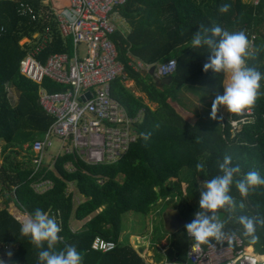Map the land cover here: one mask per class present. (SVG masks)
Instances as JSON below:
<instances>
[{"label": "trees", "instance_id": "obj_1", "mask_svg": "<svg viewBox=\"0 0 264 264\" xmlns=\"http://www.w3.org/2000/svg\"><path fill=\"white\" fill-rule=\"evenodd\" d=\"M17 1L30 3L41 15L33 20L29 15H21ZM17 1L0 0V21L4 26L0 34V189L5 191L0 208V258L6 264H38L39 251L29 237L20 234L22 222L9 212L10 202L27 214L40 208L52 216L61 227L58 235L62 237L55 247L75 244L82 252L83 264H144L146 260L135 245L120 241L125 213H139L144 228V220L152 212L153 231L149 240L164 246L168 238L155 227L159 218L156 212L164 200L168 198L166 203L171 202L188 223L197 210L199 191L205 181L219 174L217 162L225 155L240 166L241 173L256 170L264 176V79L260 81L255 102L246 108L250 112L231 113L230 119H220L218 129L209 126L205 114L190 122L179 110L192 113L183 100L186 91L197 93L191 87H206L212 98L223 91L224 73L202 70L208 49L191 46L192 34L201 26L218 24L230 31L244 30L249 42L252 41L245 66L264 73V0L257 4L244 0H128L122 5L120 13L127 19L130 30L121 27L112 35L118 59L123 63V74L112 82L111 95L131 116L142 110V118L135 124L137 139L114 164L90 165L77 160L76 170L70 172L63 164L71 157L61 156L56 161L57 174L50 170L34 171L31 144L53 120L39 103V86L49 92L66 87L47 77L40 84L25 78L19 73V62L38 43L39 38L32 35L41 34L48 25L51 39L37 58L43 62L65 46L55 22L45 17L51 0ZM222 3L229 4L228 11L223 13L218 11ZM57 8L61 6L58 4ZM24 38L29 40L21 43ZM131 57L152 67L174 58L171 81L157 85L154 75L133 69ZM126 80H131L145 97L127 87ZM9 86L17 90L14 104L10 101ZM145 98L155 107L151 108ZM232 121H238L236 127L231 125ZM141 132L151 133L148 140L139 135ZM197 163L204 168L197 171ZM39 179H50L51 187L36 191L32 185ZM70 182L83 197L77 204L73 193L68 191ZM229 194L233 210H217L225 222V237L237 234L244 241L243 248L255 244L257 251L264 253V226L257 228V239L252 241L242 235L236 221L242 214L264 215V185L251 188L245 196L233 185ZM159 199L162 200L158 202ZM240 204L242 208L238 207ZM72 219L83 222L72 229ZM96 236L114 241L115 247L106 252L92 249ZM171 242L167 249L169 258L183 262L190 242L184 227L171 235ZM216 243L234 245L233 240ZM6 251L13 255L5 256ZM152 256L148 249L147 261L157 264Z\"/></svg>", "mask_w": 264, "mask_h": 264}, {"label": "built area", "instance_id": "obj_2", "mask_svg": "<svg viewBox=\"0 0 264 264\" xmlns=\"http://www.w3.org/2000/svg\"><path fill=\"white\" fill-rule=\"evenodd\" d=\"M127 1L66 0L60 9L50 6L45 17L55 22L65 49L51 53L43 62L37 56L51 39L50 26H46L41 34L32 35L39 38L38 43L20 60L19 73L38 84L47 77L66 87L56 92H49L42 86L38 88L39 103L53 120L31 144L34 171L55 170L57 174L56 161L64 155L71 157L63 164L70 172L76 170L74 163L77 160L90 165L114 164L136 141L135 124L142 118V110L131 116L111 95L112 82L123 74V63L118 59L112 35L122 27L117 13ZM250 1L257 4L260 0ZM17 11L29 15L32 20L37 18L28 2L17 1ZM3 31L0 21V34ZM251 43L250 40L249 48ZM130 64L134 70L144 73L152 67L138 59H133ZM175 65L174 58L158 63L154 66V75L159 78L169 76ZM53 140L59 144L54 153L49 152ZM51 185L50 179H39L32 186L36 191L44 186L45 191ZM185 235L190 240L185 260L177 262L174 259L160 264H264V253L252 250V247L251 250L243 248L244 241L237 234L223 239L224 242L233 240L234 245L213 242L206 246H197L186 232ZM115 245L112 240L96 236L91 248L106 252Z\"/></svg>", "mask_w": 264, "mask_h": 264}, {"label": "clouds", "instance_id": "obj_3", "mask_svg": "<svg viewBox=\"0 0 264 264\" xmlns=\"http://www.w3.org/2000/svg\"><path fill=\"white\" fill-rule=\"evenodd\" d=\"M228 9L229 4L222 3L218 11L223 13ZM190 43L193 48L204 46L208 49V59L202 70L211 69L227 76V82L222 84V93L216 95L212 101V109L222 105L229 113H239L255 102L264 73L245 66L249 56V40L244 30L230 31L218 24L211 27L201 26L193 32ZM139 135L146 141L151 133L141 132ZM217 167L219 174L205 181L204 188L199 191L197 210L184 225L186 234L197 246L211 245L225 238V222L218 216L217 210L233 208L230 186L234 185L241 196H245L251 188L264 185V176L256 170L241 173L240 166L233 164L228 155L217 162ZM195 168L200 171L204 165L197 163ZM238 207L242 208L243 204ZM236 221L241 226L242 235L255 241L257 228L264 226V215L242 214L236 217ZM19 231L21 235L29 237L39 249L38 264H83L82 252L75 244L65 243L60 249L55 247L62 240L58 235L61 227L46 211L34 209L20 224ZM12 255L11 251L5 252V256L9 258ZM0 264H6V260L0 258Z\"/></svg>", "mask_w": 264, "mask_h": 264}, {"label": "rangeland", "instance_id": "obj_4", "mask_svg": "<svg viewBox=\"0 0 264 264\" xmlns=\"http://www.w3.org/2000/svg\"><path fill=\"white\" fill-rule=\"evenodd\" d=\"M246 1V0H244ZM124 27L126 29L130 28V25L128 22L123 23ZM26 41L25 38L21 40V42ZM224 83L227 82V76L224 74ZM125 85L127 87H130L136 95L142 94L136 88L134 87V84L131 80H126ZM190 89L196 90L197 93H193L190 91H186L184 94V104L186 108L189 109V111H192V113H184L182 112L181 109L180 112L187 118L189 119L190 122H195L199 119V117H202L203 114H205L206 117L204 119H209V126H211L214 129H218L220 125V119H230V114L227 109L222 106L218 105L217 108L212 109V101L214 98L210 97V90L207 89L206 87H191ZM202 93V95L200 94ZM201 95V98L199 97ZM209 96V97H208ZM145 97V96H144ZM203 98V99H202ZM207 98V99H206ZM145 101L146 98H145ZM148 105L151 108L155 107L154 103L147 102ZM246 109V108H245ZM245 109L241 110V112H247ZM196 114V115H195ZM198 114V117H197ZM219 117V118H218ZM203 118V117H202ZM238 124V121H232L231 125L233 127H236ZM2 144V141L0 140V146ZM26 146V145H24ZM59 149V144L57 141L53 140L51 147L49 148V152H56ZM23 152V153H22ZM22 154H25V151H21ZM0 161H1V156H0ZM55 172V170H54ZM56 173V172H55ZM45 189L44 186L39 187L38 191H43ZM68 191L73 193V200L74 204H77L79 201H81L82 196L77 192V189L75 185L70 182L68 186ZM4 198H5V191L0 189V208L4 204ZM162 199H159L158 202H160ZM155 206V205H154ZM172 209V203H163L161 205V208L156 212L157 215H159V218L157 222L155 223L156 230L160 232V235H166L168 238L166 244L164 246H158L154 241L149 240V235L153 231V218H152V212L149 213L147 218L144 220V228L142 226V223H140L141 215L137 212L134 211H129L128 213L124 214L123 218V231L120 235V241L122 243L124 242H130L131 244L138 246L145 244V249L143 251V256L144 258L146 257V251L147 248L150 249L153 252V259L156 261L162 257L163 260L167 261L170 260L168 256V251L167 249L171 247L172 242H171V235L169 234L167 230L163 228L162 225V220H161V213H163L167 209ZM8 210L10 213H12L15 217L19 219V221L23 222L27 218V214L19 210L12 202L9 203L8 205ZM233 208L230 210L232 211ZM83 221H77L72 219L70 226L72 229H77ZM80 224V225H79ZM142 230H144L142 232ZM158 246V247H157ZM255 246V247H254ZM252 250H257L256 245L253 244ZM247 249H251L248 247ZM147 260V257H146Z\"/></svg>", "mask_w": 264, "mask_h": 264}, {"label": "water", "instance_id": "obj_5", "mask_svg": "<svg viewBox=\"0 0 264 264\" xmlns=\"http://www.w3.org/2000/svg\"><path fill=\"white\" fill-rule=\"evenodd\" d=\"M148 74L154 75V67H151L148 70ZM154 79L157 85H162V84H167L171 81L172 77L171 76H165V77H156L154 75ZM161 220H162V225L165 230L168 231L169 234H173L179 229H181L184 224L185 220L184 218L180 215L179 211L177 208H172V209H167L163 213H161ZM137 252L139 254H143V251L145 249V245H138L136 246Z\"/></svg>", "mask_w": 264, "mask_h": 264}, {"label": "crops", "instance_id": "obj_6", "mask_svg": "<svg viewBox=\"0 0 264 264\" xmlns=\"http://www.w3.org/2000/svg\"><path fill=\"white\" fill-rule=\"evenodd\" d=\"M246 1H250V0H246ZM60 5L61 7H63L65 4H66V0H51V4L49 5V6H51V7H55L56 9H57V5ZM38 15H41V14H37V16ZM117 16H118V20H121L122 21V29L123 30H125V31H129L130 30V28L129 29H126L125 27H124V24L123 23H126L127 22V19L123 16V14L122 13H120V8L118 9V13H117ZM52 19V18H51ZM53 20V19H52ZM131 59L133 60V59H135V58H133V57H131ZM11 87V89H10V94H9V96H10V101L14 104L15 102H16V100H17V90H16V88L14 89V88H12V86H10ZM140 95H142V94H140ZM143 97H144V95H142ZM147 102V101H146ZM82 196V195H81ZM83 198V197H82ZM25 214H27V213H25ZM27 216H28V214H27ZM17 218V217H16ZM18 219V218H17ZM19 220V219H18ZM78 221V220H77ZM80 225V224H79ZM142 245H145V244H142ZM159 246V245H158ZM157 246V247H158ZM147 250H148V248H147ZM153 253V252H152ZM152 258H153V256H152ZM175 258H172V259H170V260H167V261H165V260H163L162 259V257L160 258V259H158V260H154V262H156L157 264H160V263H164V262H169V261H173ZM145 260H146V257H145ZM146 262L147 263H149L147 260H146ZM149 264H151V263H149Z\"/></svg>", "mask_w": 264, "mask_h": 264}, {"label": "bare ground", "instance_id": "obj_7", "mask_svg": "<svg viewBox=\"0 0 264 264\" xmlns=\"http://www.w3.org/2000/svg\"><path fill=\"white\" fill-rule=\"evenodd\" d=\"M264 258V257H263Z\"/></svg>", "mask_w": 264, "mask_h": 264}]
</instances>
